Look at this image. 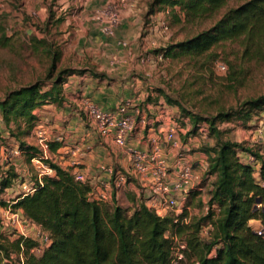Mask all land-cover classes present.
I'll return each mask as SVG.
<instances>
[{
    "label": "trees",
    "instance_id": "trees-1",
    "mask_svg": "<svg viewBox=\"0 0 264 264\" xmlns=\"http://www.w3.org/2000/svg\"><path fill=\"white\" fill-rule=\"evenodd\" d=\"M229 1L154 0L150 7L152 12L156 6L168 8L177 22L181 17L195 22L212 18ZM32 40L42 46L45 43L36 37ZM227 41H239L243 55L249 59L264 57V0H243L237 7L226 9L209 29L158 52L173 59L203 58L206 63H215L217 56L212 50ZM7 45L0 17V47ZM59 55L58 51L52 54L43 80L10 91L0 99V119L5 128L0 131V147L6 143L4 133L14 138L21 157L29 165L31 159H41L39 149L25 141L39 120L34 111L45 105L61 106L62 85L67 77L84 72L57 69ZM174 104L181 108L179 103ZM182 112L192 119L193 132L202 123L205 133L214 141L203 149L207 157L204 177L211 178L205 215L189 217L184 209L179 215L169 212L160 217L132 197V212L119 204L114 195L106 201L94 200L91 186L76 181L70 168L42 159L54 176H43L34 193L16 196L12 209L39 226L50 243L36 254L32 252L36 242L0 234L2 257L10 264H170L176 240L184 243L188 251L183 264H264V155L243 143L224 139V131L217 125L232 117L242 124L248 123L254 115L264 112V95L244 102L232 113L219 112L206 118L185 109ZM48 147L53 153L59 144L51 142ZM239 153L259 164V181L253 176V164L242 162ZM112 169L114 173L121 172ZM18 175L15 168L3 170L0 166V196L15 184ZM188 203L189 200L186 206ZM3 206L0 198V207ZM213 208L217 209L216 214ZM253 221L260 227L256 228ZM203 229L205 237L201 234ZM13 255L17 263L11 262Z\"/></svg>",
    "mask_w": 264,
    "mask_h": 264
},
{
    "label": "rangeland",
    "instance_id": "rangeland-1",
    "mask_svg": "<svg viewBox=\"0 0 264 264\" xmlns=\"http://www.w3.org/2000/svg\"><path fill=\"white\" fill-rule=\"evenodd\" d=\"M119 1L121 0H0L1 23L8 37V45L0 47V99L10 91L43 80L52 54L58 51L60 55L57 69L83 70L88 67L97 74H106L110 83L116 80L138 83L143 93L141 100L144 109L146 105L157 108L160 113L156 116L162 117L163 112L167 111L176 121L179 126V149L189 145V139L193 145V140L196 139L198 146L190 144V152L206 156L203 149L205 146H212L213 139L198 129L193 132V121L182 109L207 118L219 112L237 111L244 102L264 95V57H245L239 41H227L214 48L212 51L217 56L215 63H206L203 58L163 57V52L158 51L209 29L226 9L237 7L243 0H231L212 18L195 22H187L183 17L177 22L174 14L168 8L163 9L164 7H153L152 12L150 6L154 0H123L119 7L120 24L113 36H106L100 32V25L95 21L96 12ZM34 37L44 40V45L35 43L32 40ZM47 50L51 53H45ZM218 64L223 65L224 70H219ZM43 88L46 90L47 85ZM144 116L150 118L152 115L145 111ZM38 121H42L51 132L53 120L46 118ZM217 125L224 131V139L243 143L259 153L264 147V112L254 115L246 124H242L237 117H232L230 121ZM199 126H203L202 123ZM4 130L0 119V131ZM4 134L3 141L6 143L0 147L3 150L0 165H5L4 160H7V167L16 170V160L21 158V154L15 156L12 153L16 149V140ZM52 135V132L49 133L50 140ZM29 137L28 142L35 146L32 131ZM178 152L182 153L181 150ZM239 154V159L245 162L244 155ZM49 155V161L64 166V162L58 159L59 155ZM205 160L207 163V159ZM253 166V176L259 181V166L256 163ZM18 168L16 173L19 174V180L27 175L32 180L36 177L37 171L33 166ZM205 170L200 174L203 177V191L195 192L193 196L191 194L188 206L187 201L185 203L189 217L203 216L208 211L205 207L208 206L211 178H204ZM120 171L124 172L123 169ZM130 183H135V180L129 175L124 187L121 186L119 192L117 190L116 199L122 206L131 208L132 212L133 205L129 200L133 192L128 187ZM14 187L18 189L16 185ZM0 198L5 203V206L0 207L2 216L1 210L10 204L12 208L16 195L14 191L7 189ZM213 210L216 214L217 209ZM10 232L12 231L7 228L3 233L13 239L9 236ZM205 236L206 234L202 235ZM175 242L177 245L176 240ZM12 257L11 262L17 263L16 257ZM0 264H10L2 254Z\"/></svg>",
    "mask_w": 264,
    "mask_h": 264
},
{
    "label": "built area",
    "instance_id": "built-area-1",
    "mask_svg": "<svg viewBox=\"0 0 264 264\" xmlns=\"http://www.w3.org/2000/svg\"><path fill=\"white\" fill-rule=\"evenodd\" d=\"M123 4V0L118 3H112L105 8L96 12L95 21L100 25V32L106 36H113L116 28L120 24V10L119 7ZM219 70H224V66L217 65ZM83 111L91 120L93 127L101 137H109L113 143L120 148H126L130 134L133 132L135 126V116L130 113L132 108L131 101H124L114 112H106L100 106L89 99H84L82 102ZM163 112V111H162ZM164 116H157L153 118L150 129L153 136L150 137V149L142 151L139 149L128 148L127 153L130 157V165L125 173H114L112 167H105L104 170L108 176L107 181H100L93 183L92 179L79 173H75V180L81 183H87L91 186V197L97 201L109 200L112 196L114 188H119L125 184L126 176H137L148 178V194L149 205L156 215L163 217L167 213L172 212L179 215L185 209V203L193 192H201V181L203 177L194 170L192 162L185 159L183 154H179V159L176 162L175 175L172 176L166 159L162 156V142L168 145L173 150L179 149L180 143L177 139V132L179 126L174 118H171L167 111L163 112ZM198 130L206 132L204 126H200ZM48 129L43 125L42 121H38L32 130V135L35 140V146L41 152L40 158H33L30 161L36 171V180H32L30 175L23 177V179L16 181L15 185L18 187V195H30L34 193L37 184L41 183L43 176H51L54 174L53 170L45 165L42 159L49 160V143H51ZM263 143V142H261ZM264 148V147H263ZM15 156L21 153L18 148L12 152ZM264 155V152H260ZM244 160L248 163L255 164L250 156H244ZM5 165H0L3 170L7 168V160H4ZM258 166L259 164L256 163ZM5 166V167H4ZM114 177V181L112 179ZM207 180L210 177H204ZM14 204V203H13ZM206 210L208 208L206 207ZM0 216V234L8 230L12 232L9 236L13 238L23 237L30 239L37 243V246L32 252L39 254L46 248L50 241L46 233H44L39 226L32 223L23 217L20 211H14L11 204L1 210ZM259 235L260 231L257 232ZM206 234V229L201 232ZM188 252L184 243L177 242L173 259L170 264H183L185 261V253ZM1 256V253H0Z\"/></svg>",
    "mask_w": 264,
    "mask_h": 264
},
{
    "label": "crops",
    "instance_id": "crops-1",
    "mask_svg": "<svg viewBox=\"0 0 264 264\" xmlns=\"http://www.w3.org/2000/svg\"><path fill=\"white\" fill-rule=\"evenodd\" d=\"M83 70V73L73 74L67 77L66 81L63 83L62 90L64 102L61 106L45 105L36 109L34 113L37 114L39 120L46 118L53 120L50 126V130L53 134L51 136V142L58 143L59 148L51 154H53V156L54 154L59 155L58 159L64 162V166L61 167L70 168L74 174H83L91 178L95 184L100 181L103 182L108 180V176L104 170L105 167H114L119 171L120 169H123L124 172L127 171L130 165V157L127 153L128 148L142 151L150 149L149 139L153 136L150 130L152 129L151 121L154 117L156 118V115L160 112L157 108L154 109L149 105H146L144 109V104H142L141 100L143 93L138 83L133 84L129 80H116L114 83H110V81L108 82L109 77L104 73L97 74L92 68L88 67H85ZM84 99L91 100L106 112H114L124 101H131L132 108L129 112L135 116V126L133 132L129 136L126 148L117 147L113 143L111 136L101 137L97 133L91 120L83 111L82 102ZM145 111L152 116L150 118H145ZM61 134L64 136L62 137ZM26 139L27 143L30 144L28 142L30 137ZM188 141V144L192 145L191 140L189 139ZM197 142L198 141L194 139L192 146L197 147ZM161 144L162 156L166 159L170 172L172 176H174L176 162L179 159L180 153L178 150L171 149L163 142ZM189 145L186 144L183 146L184 149H181L182 154L185 159L192 162L194 170L198 174H202L207 165L205 160L206 156L203 153L190 152ZM15 148H17V145ZM261 150L264 152L263 147ZM2 152L3 150L0 148V160L3 159ZM60 155H65V159ZM2 162L3 161H1V164ZM16 162L17 164H15V166L17 168L31 165L27 164L22 157L18 158ZM28 176L29 175L26 177ZM131 177L135 180V183L128 184V187L133 192L130 198L132 197L134 201L141 202L148 206V200L150 198L147 187L148 178ZM14 186L15 184L9 188V190L14 191L15 195L18 196V189ZM122 186L124 187V184ZM119 188H114L112 192L115 198L117 190L119 192L122 187ZM188 200L189 198L187 201ZM252 224L256 228L260 227L257 221H253Z\"/></svg>",
    "mask_w": 264,
    "mask_h": 264
}]
</instances>
